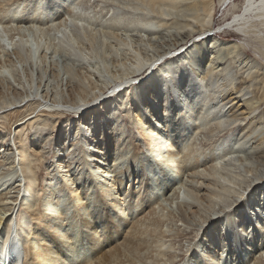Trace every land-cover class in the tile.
<instances>
[{
	"label": "bare ground",
	"instance_id": "6f19581e",
	"mask_svg": "<svg viewBox=\"0 0 264 264\" xmlns=\"http://www.w3.org/2000/svg\"><path fill=\"white\" fill-rule=\"evenodd\" d=\"M128 1L138 17L110 8L107 21L95 0H0V264H176L177 223L189 227L177 212L204 227L184 264H264L263 176L226 204L242 193L226 162L236 154L257 171L243 141L263 123L203 144L202 132L224 131L209 93L221 78L196 73L225 53L238 66L248 50L264 60V0H219L233 21L217 30L214 0ZM161 27L180 39L144 54ZM225 32L240 39L216 47ZM101 45L112 62L91 65ZM56 56L87 63L62 68Z\"/></svg>",
	"mask_w": 264,
	"mask_h": 264
},
{
	"label": "rangeland",
	"instance_id": "374dc122",
	"mask_svg": "<svg viewBox=\"0 0 264 264\" xmlns=\"http://www.w3.org/2000/svg\"><path fill=\"white\" fill-rule=\"evenodd\" d=\"M91 1L93 3L94 0H91ZM95 1H99V6L101 8L99 7L96 8V11H99L102 14L103 20L108 21L110 20V17L113 16L112 13H110V8L113 10L112 12H114L115 14L114 16L118 15L119 14L118 11H120L121 13L120 15H123L122 16L123 21L129 18L138 17L136 16V14H139V13L136 12L132 14V11L130 9L123 7L124 3L129 2L128 0H95ZM194 1L200 2V0H194ZM192 2L193 1L187 2V4H191ZM214 2H215V10H214V19H213L212 26L215 27L216 29L219 25L223 26L227 22H232L233 18L229 15L225 16L226 9L219 5V0H214ZM102 5H104V7H102ZM226 8L228 9L229 7H226ZM116 9H118V11H116ZM234 12H236V10H234ZM122 13H130V14L124 17L125 14H122ZM140 17H145V15H140ZM146 18H148V16ZM179 19L182 20L181 17ZM154 31L155 32L157 31V33H155L154 35L155 39L154 40L152 39L153 41L150 42V47H147L145 49V52L143 51V53L147 54L148 56H151V55H154L160 52L161 50L165 49L166 46L172 45L173 42L176 43L177 40L180 39V36L174 30H168V29H164V27H161V28H157V30H154ZM98 36H101V35H98ZM138 36L136 35L132 38L136 40L138 39ZM98 38L100 41L101 37H98ZM211 38L206 40V44ZM216 38H218L215 40V42L218 44L216 47L221 46L226 42L236 43V41L240 39L235 34L230 33V32L222 33L219 36L216 35ZM110 41L112 42L113 40L110 39L109 42ZM209 42H210L209 43L210 45L211 41ZM113 43L114 41L111 44ZM202 43L203 41L199 43V45ZM209 45H208V50H209L208 53L210 52L209 54L213 56L215 54V53H212L214 50L213 48L209 49ZM105 49H107V47L104 46L103 48V45H101V47L98 50L99 52L98 58L99 57L100 58L99 59L96 58L92 60L91 61L92 63L90 62L91 65L95 63L100 64L101 62H104L105 64L112 62L111 57L105 54V51H106ZM230 51L233 52L236 56V52H234L235 48L230 49ZM204 54H207V53H204ZM241 54H242L241 59L243 60L242 66L236 65V63H231V57L229 58V54L227 53L223 54L224 58L219 60L218 62H216L215 59H212L211 61L212 70L210 71L207 68L208 64H205V62H201L199 71L196 72V67H194L193 63L191 62V66L192 68H194L193 70L199 75V78L204 77L206 73H208L215 80H216V77L221 78L218 82L213 83L212 87L209 88V93L210 92L216 93L217 97L219 98L218 99L219 100L218 110H220V112L218 113V116H220L222 120L220 124L221 126L220 129H223L224 131L221 132L220 134L218 132L208 134V132L204 131L202 132V135L197 136L198 140H202L203 144H207V145H210L217 141L222 142L224 140L225 143L229 145L230 144L229 138L230 139L232 137L235 138L236 135L239 133V131H244V133L247 134L249 129H252L254 127L257 129L259 125L263 123V127L260 130L257 129L254 134H250L249 138L243 141L245 142L246 153L250 154V157L252 158L250 160L252 163L251 165L257 171L256 172L253 171L252 176L248 177V175H246L243 172V168L239 169L238 163L236 162L234 163V161H236V154H234V156L232 157L230 161L226 162L227 164L231 165L229 168H226V170L231 169L233 170V172L235 171L234 174H236V172H239L241 175V177L238 180L240 183L237 181V187H239L237 191H239V193L241 192L242 193L238 195L237 193L232 194L231 199L227 200L226 202V204H228L229 202L230 206H232L231 209L235 208L237 204H240L239 203L241 201L240 197L242 198L246 197L247 194L250 192V190H253L254 188H255L254 190H256L259 187L258 184L252 185L255 182L254 181L255 174H257V176L259 175L260 178H262L263 176L262 181H264V144H262V142H260V139H259V137H264V98H263L264 97V60L258 57H255L252 54V52L249 50L245 54L243 53ZM56 57L57 58L55 59L58 61L59 65L62 68L64 66H71L72 64H74L75 66L77 65L85 66V64L87 63L85 59L82 60L74 56H56ZM237 57L239 58V56ZM225 70H226V73L229 74V77H233L234 79V82H232L233 84L227 82V78H225L226 75L224 73ZM203 81H207V79L206 80L203 79ZM239 85L240 86L247 85V87L244 88V90L241 93H235V89ZM106 94H109V93H106ZM250 108H253L254 112H250ZM243 119H245V121H242ZM124 122H126V125H127V131H128L127 133L131 131L133 133L134 129L130 128L132 127L131 125H129L130 122H128V120H125ZM8 128L9 126L7 125L6 129L8 130ZM129 138H131V136ZM130 140H132V138ZM140 148H141V151H143V153L146 151L145 148L142 146V144L140 145ZM223 151L225 152V150ZM144 154H146V152ZM46 159H48V161H46L48 165L50 161V155L49 156L47 155ZM43 164H40L39 165L40 167L38 169V175H39V180H40V187H39L40 191L44 189V185H45L44 180H46V177H47L46 163L43 162ZM232 164H234L235 167L232 166ZM250 179L253 181V183L252 181H250ZM234 185L236 187V183ZM246 185H249V186H246ZM244 193L246 195H244ZM183 202L185 203L187 201H183ZM226 204H222L221 206L219 205L222 209L225 210L224 213L227 212V209L223 207ZM217 209L218 208H216V210ZM176 214H175L176 217L179 216V218H182V220L185 223L189 224V227L186 228V226H183L182 223L180 222L177 223L182 229L183 237L176 238V240L174 239L173 241L176 243V248L182 249V250H177L180 256L177 259L176 264H182V263L184 264L185 260L189 256V253H187V250H186L187 247L188 246L194 247L198 243L200 239L199 236H201V234L203 233L204 227L201 229L200 222L196 219H195L196 223H198L197 225L195 223H192L193 220L192 221L188 220V218L185 217L183 213L180 214L179 212H177ZM208 216H210V214L209 215L207 214L206 217L208 218ZM197 232H199L198 238H197Z\"/></svg>",
	"mask_w": 264,
	"mask_h": 264
},
{
	"label": "water",
	"instance_id": "95a60500",
	"mask_svg": "<svg viewBox=\"0 0 264 264\" xmlns=\"http://www.w3.org/2000/svg\"><path fill=\"white\" fill-rule=\"evenodd\" d=\"M215 31H212V33H214Z\"/></svg>",
	"mask_w": 264,
	"mask_h": 264
}]
</instances>
